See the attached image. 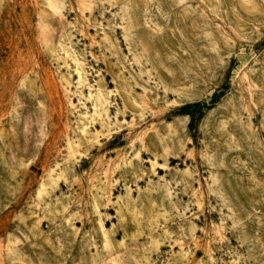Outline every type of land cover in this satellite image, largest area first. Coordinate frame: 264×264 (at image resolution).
<instances>
[{
  "label": "rangeland",
  "instance_id": "1",
  "mask_svg": "<svg viewBox=\"0 0 264 264\" xmlns=\"http://www.w3.org/2000/svg\"><path fill=\"white\" fill-rule=\"evenodd\" d=\"M0 264H264V0H0Z\"/></svg>",
  "mask_w": 264,
  "mask_h": 264
},
{
  "label": "trees",
  "instance_id": "2",
  "mask_svg": "<svg viewBox=\"0 0 264 264\" xmlns=\"http://www.w3.org/2000/svg\"><path fill=\"white\" fill-rule=\"evenodd\" d=\"M217 102H218V100L214 97V99L211 101V105H215V103H217ZM202 107L203 106L200 105V104L188 105V106H185L181 111L184 113L185 111H187L189 109H198V110H200Z\"/></svg>",
  "mask_w": 264,
  "mask_h": 264
}]
</instances>
